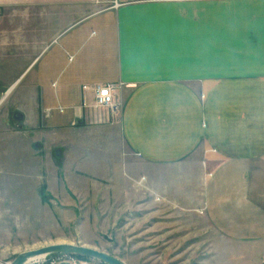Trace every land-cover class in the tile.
Instances as JSON below:
<instances>
[{"label":"crops","instance_id":"1","mask_svg":"<svg viewBox=\"0 0 264 264\" xmlns=\"http://www.w3.org/2000/svg\"><path fill=\"white\" fill-rule=\"evenodd\" d=\"M0 12V86L22 78L23 119L115 148L120 171L149 170L153 201L181 200L221 242L264 243V0H0ZM107 84L115 110L94 105Z\"/></svg>","mask_w":264,"mask_h":264},{"label":"rangeland","instance_id":"2","mask_svg":"<svg viewBox=\"0 0 264 264\" xmlns=\"http://www.w3.org/2000/svg\"><path fill=\"white\" fill-rule=\"evenodd\" d=\"M21 80L0 86V264L56 244L94 249L122 264H264V243L221 242L181 200L153 201L149 170L135 164L120 171L115 148L81 147L83 133L43 132L29 110L12 121L14 111H24ZM62 263L106 264L74 254L29 264Z\"/></svg>","mask_w":264,"mask_h":264},{"label":"water","instance_id":"3","mask_svg":"<svg viewBox=\"0 0 264 264\" xmlns=\"http://www.w3.org/2000/svg\"><path fill=\"white\" fill-rule=\"evenodd\" d=\"M11 118L12 121L18 122L23 119V116L20 112L14 111L11 115ZM51 254H59V255L74 254V255L93 258L101 262H104L106 264H122V262L119 259L110 255H106L97 250L85 248L82 246H74V245H66V244L50 245L37 250L25 252L19 255L17 258H15V260L11 264H25V262L32 257L35 258L36 256H48ZM62 264H67V263H62Z\"/></svg>","mask_w":264,"mask_h":264},{"label":"built area","instance_id":"4","mask_svg":"<svg viewBox=\"0 0 264 264\" xmlns=\"http://www.w3.org/2000/svg\"><path fill=\"white\" fill-rule=\"evenodd\" d=\"M119 4L114 2L113 8L118 7ZM84 89L86 87H83ZM94 92V105L99 108H106L109 110H115L117 104L115 102L116 86L113 84H107L103 86H96L93 89ZM144 180L143 178L141 181Z\"/></svg>","mask_w":264,"mask_h":264},{"label":"bare ground","instance_id":"5","mask_svg":"<svg viewBox=\"0 0 264 264\" xmlns=\"http://www.w3.org/2000/svg\"><path fill=\"white\" fill-rule=\"evenodd\" d=\"M44 257H46V256H36L35 258L32 257V258L28 259V260L25 262V264H29V263H31V262L39 261V260L43 259Z\"/></svg>","mask_w":264,"mask_h":264}]
</instances>
